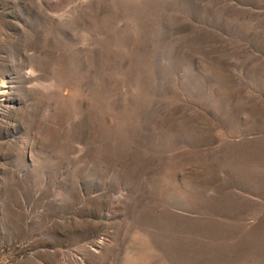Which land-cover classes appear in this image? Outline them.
Instances as JSON below:
<instances>
[{
	"label": "rangeland",
	"instance_id": "obj_1",
	"mask_svg": "<svg viewBox=\"0 0 264 264\" xmlns=\"http://www.w3.org/2000/svg\"><path fill=\"white\" fill-rule=\"evenodd\" d=\"M0 264H264V0H0Z\"/></svg>",
	"mask_w": 264,
	"mask_h": 264
}]
</instances>
